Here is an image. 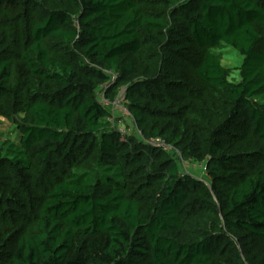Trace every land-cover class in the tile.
Masks as SVG:
<instances>
[{
  "label": "trees",
  "instance_id": "obj_1",
  "mask_svg": "<svg viewBox=\"0 0 264 264\" xmlns=\"http://www.w3.org/2000/svg\"><path fill=\"white\" fill-rule=\"evenodd\" d=\"M0 115V264H264V0H0Z\"/></svg>",
  "mask_w": 264,
  "mask_h": 264
},
{
  "label": "rangeland",
  "instance_id": "obj_2",
  "mask_svg": "<svg viewBox=\"0 0 264 264\" xmlns=\"http://www.w3.org/2000/svg\"><path fill=\"white\" fill-rule=\"evenodd\" d=\"M225 49L226 52L224 54L223 63L232 68L228 78L229 80L237 81L239 79L238 67L242 62L243 56L237 50L231 47H226ZM101 95L102 93H100V97ZM118 96L120 106L113 107V109L110 108L112 116L109 119L116 131L120 132L122 135L131 134L134 132V125L130 121L131 116L127 111V108L121 103V93ZM0 137H15V123L13 119L0 115ZM166 151H168L170 154L175 152L174 154L177 157L181 171L183 173L193 176L202 182H208V177L205 173L206 171L200 167L201 163L194 162L192 160H182L179 152L175 149H168Z\"/></svg>",
  "mask_w": 264,
  "mask_h": 264
},
{
  "label": "built area",
  "instance_id": "obj_3",
  "mask_svg": "<svg viewBox=\"0 0 264 264\" xmlns=\"http://www.w3.org/2000/svg\"><path fill=\"white\" fill-rule=\"evenodd\" d=\"M100 98H101V101L104 105L111 107L112 109H113V107L120 106L119 105V96H116L113 101L108 100L103 94L101 95ZM125 110H126V108H125ZM147 142H149L152 145L159 146L164 150H168L171 148L167 144V142L165 141L164 138H151V139H148ZM200 167H201V169L206 171V165L205 164L201 163Z\"/></svg>",
  "mask_w": 264,
  "mask_h": 264
}]
</instances>
